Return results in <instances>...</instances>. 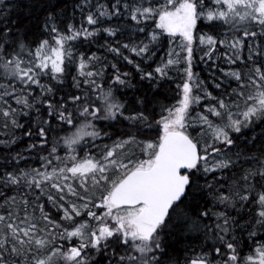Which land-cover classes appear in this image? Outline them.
<instances>
[{
	"label": "snow or ice",
	"instance_id": "obj_1",
	"mask_svg": "<svg viewBox=\"0 0 264 264\" xmlns=\"http://www.w3.org/2000/svg\"><path fill=\"white\" fill-rule=\"evenodd\" d=\"M0 128V264H264V0H0Z\"/></svg>",
	"mask_w": 264,
	"mask_h": 264
},
{
	"label": "trees",
	"instance_id": "obj_2",
	"mask_svg": "<svg viewBox=\"0 0 264 264\" xmlns=\"http://www.w3.org/2000/svg\"><path fill=\"white\" fill-rule=\"evenodd\" d=\"M109 60H111V56H109ZM221 63H223V62H221ZM130 68H131V66H129V69ZM194 71L199 73L201 79H204L208 82L209 90H213L211 88V80L209 79V71H208L207 67L203 63H197V66L194 68ZM168 95H169V97H171L173 95V93L169 92ZM169 102H174V101H169ZM258 130L259 129H257V131ZM3 132H4V130L2 128H0V138H3ZM61 154H63V153H61Z\"/></svg>",
	"mask_w": 264,
	"mask_h": 264
}]
</instances>
